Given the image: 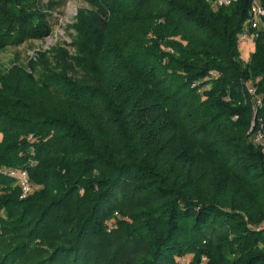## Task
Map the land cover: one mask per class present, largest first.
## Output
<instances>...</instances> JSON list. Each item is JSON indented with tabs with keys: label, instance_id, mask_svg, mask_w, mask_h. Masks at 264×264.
Returning a JSON list of instances; mask_svg holds the SVG:
<instances>
[{
	"label": "trees",
	"instance_id": "obj_1",
	"mask_svg": "<svg viewBox=\"0 0 264 264\" xmlns=\"http://www.w3.org/2000/svg\"><path fill=\"white\" fill-rule=\"evenodd\" d=\"M38 1L0 50L50 36ZM82 1L74 54L0 71V264H264V0Z\"/></svg>",
	"mask_w": 264,
	"mask_h": 264
},
{
	"label": "rangeland",
	"instance_id": "obj_2",
	"mask_svg": "<svg viewBox=\"0 0 264 264\" xmlns=\"http://www.w3.org/2000/svg\"><path fill=\"white\" fill-rule=\"evenodd\" d=\"M38 6L43 13L53 18L48 19L52 26V33L44 39H31L20 46L8 47L0 50V71L6 72L13 66L24 67L30 70L32 63L40 55L53 59L52 52L67 51L74 54L71 46L72 38L76 32L73 28L80 8L87 7L82 0H39ZM29 0L21 4L6 3L0 6V11H6L11 16L20 14L21 9H29ZM242 57L249 60L254 52L253 42H242L240 45ZM33 191V190H32ZM32 193V192H31ZM28 197V196H27ZM25 197V198H27ZM22 199H24L21 196ZM192 256L178 259L181 264H190ZM203 260H206L205 258Z\"/></svg>",
	"mask_w": 264,
	"mask_h": 264
},
{
	"label": "built area",
	"instance_id": "obj_3",
	"mask_svg": "<svg viewBox=\"0 0 264 264\" xmlns=\"http://www.w3.org/2000/svg\"><path fill=\"white\" fill-rule=\"evenodd\" d=\"M234 1L236 0H217V4L220 6H228ZM262 28H264V7L257 5L254 8L253 18L248 22L240 37L241 42H254L259 38ZM255 142H264L263 126L262 129L255 135ZM10 175L17 179L22 191V197L25 198L29 196L33 189L28 173L24 170H13L10 172ZM261 229H264V227Z\"/></svg>",
	"mask_w": 264,
	"mask_h": 264
}]
</instances>
